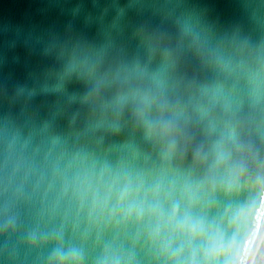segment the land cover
<instances>
[{
  "label": "clouds",
  "instance_id": "obj_1",
  "mask_svg": "<svg viewBox=\"0 0 264 264\" xmlns=\"http://www.w3.org/2000/svg\"><path fill=\"white\" fill-rule=\"evenodd\" d=\"M12 3L0 264H264V0Z\"/></svg>",
  "mask_w": 264,
  "mask_h": 264
},
{
  "label": "water",
  "instance_id": "obj_2",
  "mask_svg": "<svg viewBox=\"0 0 264 264\" xmlns=\"http://www.w3.org/2000/svg\"><path fill=\"white\" fill-rule=\"evenodd\" d=\"M15 11L12 0H0V13H12Z\"/></svg>",
  "mask_w": 264,
  "mask_h": 264
}]
</instances>
